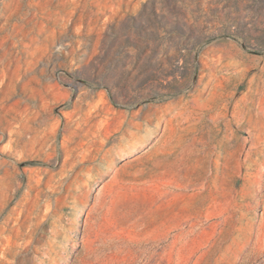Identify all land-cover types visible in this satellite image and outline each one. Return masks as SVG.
<instances>
[{"label": "rangeland", "instance_id": "1", "mask_svg": "<svg viewBox=\"0 0 264 264\" xmlns=\"http://www.w3.org/2000/svg\"><path fill=\"white\" fill-rule=\"evenodd\" d=\"M0 264H264V0H0Z\"/></svg>", "mask_w": 264, "mask_h": 264}]
</instances>
